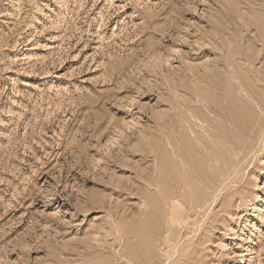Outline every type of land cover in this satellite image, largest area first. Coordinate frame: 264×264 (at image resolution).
Instances as JSON below:
<instances>
[{
    "label": "rangeland",
    "instance_id": "rangeland-1",
    "mask_svg": "<svg viewBox=\"0 0 264 264\" xmlns=\"http://www.w3.org/2000/svg\"><path fill=\"white\" fill-rule=\"evenodd\" d=\"M0 264H264V0H0Z\"/></svg>",
    "mask_w": 264,
    "mask_h": 264
},
{
    "label": "bare ground",
    "instance_id": "bare-ground-1",
    "mask_svg": "<svg viewBox=\"0 0 264 264\" xmlns=\"http://www.w3.org/2000/svg\"><path fill=\"white\" fill-rule=\"evenodd\" d=\"M245 115H246V117H247L248 119H251V115H250L249 113H245ZM187 153H188V154H187V157H188L187 159H189L190 157H192V155H193V154H192V151L188 150ZM165 159H166V158H165ZM183 162H184V161H183ZM186 162H188V161H186ZM163 167H165V166L162 165V168H163ZM127 229H129V228H127ZM129 231H130V230H129ZM127 233H128V230H127ZM129 233H130V232H129ZM129 233H128V234H129Z\"/></svg>",
    "mask_w": 264,
    "mask_h": 264
}]
</instances>
